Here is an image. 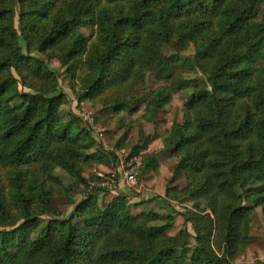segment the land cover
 <instances>
[{"label":"trees","instance_id":"1","mask_svg":"<svg viewBox=\"0 0 264 264\" xmlns=\"http://www.w3.org/2000/svg\"><path fill=\"white\" fill-rule=\"evenodd\" d=\"M60 80L96 122L143 109L115 128L118 147L139 125L129 156L180 95L165 199L192 202L193 236L172 233L175 215L86 184L85 166L104 154L84 145ZM176 175L185 186H172ZM79 195L69 217L41 219L55 198ZM250 205L264 215V0H0V264H235L257 239Z\"/></svg>","mask_w":264,"mask_h":264},{"label":"rangeland","instance_id":"2","mask_svg":"<svg viewBox=\"0 0 264 264\" xmlns=\"http://www.w3.org/2000/svg\"><path fill=\"white\" fill-rule=\"evenodd\" d=\"M20 45L23 48L24 53L26 52V48H25V43L23 42L22 38H20ZM32 58V63L34 65H39L41 61H43V57L40 54H32L31 55ZM46 66L55 71L56 73H58V75L60 76L62 74V70L63 67L59 62H48L47 60H44ZM63 82L60 80V91L64 92L65 94H67L68 99L70 100V108L72 110L73 113H75L78 117H82L80 120L82 125H86L85 121L88 123L90 121H93L94 125H95V130H92L94 132H98L101 131L104 135V137H106L107 142L109 143L110 146L112 147H116V143L120 140V138L123 136V132L124 130H119V131H115L116 125L118 123V121H120L123 117L124 122L127 124L131 121H134L136 117H139L140 114L142 113L143 109H141L140 111L136 112L135 114H131V109L134 107V105L130 106V109L122 112L120 115H114L112 113H101L98 117V120L96 122L94 115L98 114L95 110H92L91 107H89L88 105H81L80 108L77 106V102L74 99V97L72 96L70 90H68L67 88H65V86L62 84ZM160 86H169L168 82L165 83H161ZM160 89L158 88V85H156L155 88H153L149 93H147L144 96V99L138 103L137 105L141 104L143 105L144 103L147 102H152L155 99L156 94L158 93ZM24 92L28 93V94H34L29 90H24ZM86 104V103H85ZM182 101L180 98V95L178 93H173L172 95V100H171V105L168 106L166 108V110L162 113H158L156 115V120L154 123L151 124H147L145 126V133L146 135H148L150 137L149 140V145L146 148L143 149H139L138 150V155H142V161H143V156H149V157H153L158 156V154H160L161 152H157L156 151V145L157 143L160 144V149L162 152H169L171 148L174 147V142L172 139L168 140V135H173L174 138L176 139L174 132L172 131V126L174 123L176 122H181L182 121ZM133 110V109H132ZM85 118H83V116ZM88 125V124H87ZM89 127L91 128L90 124ZM140 128L139 125H136L135 128L128 134L127 139H126V143L125 146H118L119 148L124 150V153L126 155H129L130 151H131V147H133L137 142H138V132H139ZM108 131H112L111 133H109ZM88 135H90L88 133ZM90 137V136H89ZM165 140L164 142V149H162V141ZM85 142H88V145H91L93 148V142H89V140L87 139ZM87 144H84L85 146H88ZM91 149V148H90ZM98 155H96V159H98ZM103 159H101L102 161ZM103 162V161H102ZM89 165L87 164L85 166V170H84V175L86 176V184L88 185V180L90 181L89 183H91V180L88 177V174L86 173V167H88ZM110 166V165H107ZM153 166H159L155 163V165ZM144 164L143 166L140 168L139 171V175H138V181H139V185H142L141 189L144 188L145 186L143 185L142 181V177H144V172L145 170H143L144 168ZM166 164L162 166V170L161 171H166ZM99 173H102L104 175L109 173V170H106L105 172L103 171H97ZM94 172V173H97ZM165 173V172H164ZM120 174V173H119ZM173 175H174V171H173ZM172 175V176H173ZM121 176V175H120ZM66 181V185L69 184V179L64 178ZM120 180L123 182H121L122 184H124L125 186L119 187V184L117 182V188L115 191L111 192L112 195H125V196H129V188L126 186L125 184V179L123 176H121ZM169 180V179H168ZM118 181V179H117ZM179 185H181L183 187L184 183L186 184V180L183 176H181V179L179 180ZM159 182H157L155 184V189L157 190L159 188ZM89 186V185H88ZM185 186V185H184ZM178 187V186H177ZM181 188V187H179ZM90 188L88 187V190L84 193L87 194L89 192ZM143 191V190H142ZM82 199V196H76L72 199H70V203L67 204L65 197H59V198H55L53 200V209H52V215L49 216H45V217H41V219L43 221H47V219L50 218H67L71 215L75 204L80 201ZM189 202V201H186ZM140 204V203H139ZM179 204V203H177ZM187 205H191L192 207V202L188 203ZM190 207V208H191ZM250 207V217L252 219V223H251V234L255 236V238H257L255 240V242L253 243V246L255 248V252L259 251L258 254L256 255H252L251 254V258H246V254L244 257H240L238 260L235 261V264H261L264 260V239H262V235H263V231H264V215L261 211L260 208L258 207H253L252 205L249 206ZM144 204L139 205L138 207V211L143 210ZM190 208H184L183 207V211L178 212V214H176V223H175V227L172 231V233H177L179 231H187L189 234H191L192 236L193 231L191 228L190 223H187L185 220V214H186V210L190 209ZM144 211V210H143ZM182 212L184 213L183 216L180 215L182 214ZM262 257V258H261ZM261 258V259H260ZM253 262H251V260ZM264 264V262H263Z\"/></svg>","mask_w":264,"mask_h":264},{"label":"crops","instance_id":"3","mask_svg":"<svg viewBox=\"0 0 264 264\" xmlns=\"http://www.w3.org/2000/svg\"><path fill=\"white\" fill-rule=\"evenodd\" d=\"M89 136H90L89 140L91 142L94 141V144L97 145V143L94 140L95 136L94 135H89ZM169 139H172L173 142H175V138L173 135L172 136L170 135L168 137V140ZM164 142H165V140L162 141V143H163L162 149H164ZM87 143L88 142H85V144H87ZM155 148H156L157 152H161L155 158L156 164L159 166L154 167L153 164H149L143 168V170H145V172H144V177H142V181H144L143 185L145 187L142 188V190H143L142 195L137 199L133 198V201L136 203L137 202L140 203L139 205L144 204V207H145L143 209L144 211L153 210L155 212H160V213L166 212L168 214L176 215V214H178V212L183 211L182 210L183 207L186 209V208H190L191 205H187L190 202H182V203L177 204L176 202L166 201L165 189L167 187L168 179H170L173 175V171H174V167L176 165V161L170 157L169 152H166V151L162 152L161 151L159 143H157ZM93 152H95V151H93L92 149L88 151V153H93ZM102 155H103V153H102ZM95 157H93L91 162L88 164L89 166L86 167V173L88 174V177L91 181H93L95 179L97 173H99L97 171H103V172H105L106 170L111 171V167H112V165L109 162L107 155H105V154L103 155V160H102L103 162L101 161V159H99L100 157H98V159H96ZM108 163L110 166H107ZM165 164H166V168H167L166 171H161L162 166ZM94 172H97V173H94ZM120 178H121V176L118 175V181L117 182L119 184V187H120V184H121V187L125 186L124 184H122L123 182L120 180ZM180 179H181V176L176 175L172 186L182 187L181 185H179ZM159 181H160L159 188L156 190L155 184ZM184 185H185V183H184ZM183 214L184 213L182 212V214H180V215L183 216ZM258 253H259V251L255 252V248H254L253 244H251L248 247V249L246 250V258H248V260H249V258H251V254L256 255ZM263 255H264V253H263ZM253 261L251 260V262H253ZM263 262L261 264H263Z\"/></svg>","mask_w":264,"mask_h":264},{"label":"built area","instance_id":"4","mask_svg":"<svg viewBox=\"0 0 264 264\" xmlns=\"http://www.w3.org/2000/svg\"><path fill=\"white\" fill-rule=\"evenodd\" d=\"M83 118L84 115H82ZM82 117H80L81 119ZM82 120V119H81ZM85 128L90 135H94L95 142L102 150V153L107 155L109 161L112 164L111 171L108 173L109 176L102 173H97L96 179L91 181L92 187L106 189L109 192L116 190L118 175H121L125 179V184L129 188V195L139 198L142 195V185H139L138 175L142 166V155L129 156L124 153V150L119 147H112L107 142L101 131L97 133L92 131L95 130L93 121H85ZM88 124V125H87ZM89 124L91 128L89 127ZM120 173V174H119Z\"/></svg>","mask_w":264,"mask_h":264}]
</instances>
